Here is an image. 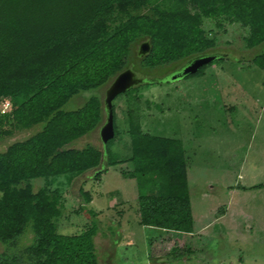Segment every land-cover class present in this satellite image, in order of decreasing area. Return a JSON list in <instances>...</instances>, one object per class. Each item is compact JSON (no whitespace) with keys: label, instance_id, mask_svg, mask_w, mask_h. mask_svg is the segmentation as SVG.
<instances>
[{"label":"trees","instance_id":"1","mask_svg":"<svg viewBox=\"0 0 264 264\" xmlns=\"http://www.w3.org/2000/svg\"><path fill=\"white\" fill-rule=\"evenodd\" d=\"M205 20L218 28L237 23L245 30V48L264 42V0H0V102L7 104L0 111V137L39 126L0 150V264H99L96 213L85 207L90 195L81 188L84 180L72 211L87 221L78 233L63 234L57 231L60 193L47 179L63 176L68 185L88 174L99 179L121 162L130 168L119 167V173L137 189L154 188L136 198L139 225L192 231L180 139L132 129L127 153L118 158L110 148L118 136L113 102L114 134L101 147L76 145L103 121L99 93L74 108L63 106L127 67L137 41L149 42L137 61L148 70L213 48L216 36L204 28ZM211 63L183 78L201 75ZM247 63L264 71V51ZM37 177L45 184L33 190L30 179Z\"/></svg>","mask_w":264,"mask_h":264},{"label":"rangeland","instance_id":"2","mask_svg":"<svg viewBox=\"0 0 264 264\" xmlns=\"http://www.w3.org/2000/svg\"><path fill=\"white\" fill-rule=\"evenodd\" d=\"M204 28L216 36L215 46L204 53L217 58L201 75L170 79L189 57L160 68H140L136 54L140 40L131 45L127 67L143 82L112 101L118 136L110 148L118 158L127 153L132 129L180 139L190 233L138 224L136 198L154 188L137 189L133 179L123 177L118 169L128 170V162L110 166L99 179L88 174L71 185L63 176L47 179L48 187L60 193L57 231L63 234L78 233L87 221L86 214L72 211L77 184L84 180L81 188L90 195L85 207L96 213L93 241L99 264H264V71L247 63L264 51V42L245 48V30L237 23L218 28L205 20ZM110 80L71 97L63 108L76 107L91 93L103 99ZM6 109L7 104L0 102V111ZM38 127L0 137V150ZM98 130L99 126L76 145L89 142L101 147ZM30 183L35 190L45 180L37 177Z\"/></svg>","mask_w":264,"mask_h":264},{"label":"water","instance_id":"3","mask_svg":"<svg viewBox=\"0 0 264 264\" xmlns=\"http://www.w3.org/2000/svg\"><path fill=\"white\" fill-rule=\"evenodd\" d=\"M149 50V42L147 39L141 40L138 43L136 54L142 57ZM215 53H200L189 57L185 64L178 70L173 72L170 79L180 78L186 74L194 73L201 65L208 63L215 59ZM143 82V78L136 75V73L129 67L116 73L108 83L104 91L102 99L103 109L105 113L104 121L99 126V138L101 143H105L108 139L113 137V123H112V100L114 97L130 87Z\"/></svg>","mask_w":264,"mask_h":264},{"label":"flooded vegetation","instance_id":"4","mask_svg":"<svg viewBox=\"0 0 264 264\" xmlns=\"http://www.w3.org/2000/svg\"><path fill=\"white\" fill-rule=\"evenodd\" d=\"M138 46V45H137Z\"/></svg>","mask_w":264,"mask_h":264}]
</instances>
